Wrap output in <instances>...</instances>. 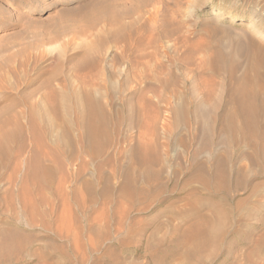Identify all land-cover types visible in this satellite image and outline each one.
<instances>
[{"label": "rangeland", "instance_id": "obj_1", "mask_svg": "<svg viewBox=\"0 0 264 264\" xmlns=\"http://www.w3.org/2000/svg\"><path fill=\"white\" fill-rule=\"evenodd\" d=\"M248 25L264 33V0H0V120L24 122L0 125V264H264V39ZM66 89L64 124L26 125ZM86 89L100 137L77 124ZM248 90L252 139L230 125Z\"/></svg>", "mask_w": 264, "mask_h": 264}, {"label": "bare ground", "instance_id": "obj_2", "mask_svg": "<svg viewBox=\"0 0 264 264\" xmlns=\"http://www.w3.org/2000/svg\"><path fill=\"white\" fill-rule=\"evenodd\" d=\"M33 9V8H32ZM227 18L233 20L234 22H241L242 19L239 18V17H233L231 15L227 16ZM247 31L248 33H250L251 35L253 36H257L258 38H262L264 39V33L253 28L252 26L248 25L247 26ZM256 52H257V49H256ZM259 54V52H258ZM260 56V55H259ZM256 57V56H255ZM257 58V57H256ZM256 60V59H255ZM261 60V59H260ZM254 63V62H253ZM252 63V64H253ZM261 65V64H260ZM256 67V66H255ZM254 69V68H253ZM257 69V67H256ZM259 74V73H258ZM233 76V75H232ZM100 79V78H99ZM47 84V83H46ZM66 86V85H65ZM64 86V88H66ZM48 87V86H47ZM51 88V87H50ZM95 89V88H94ZM67 91V89H66ZM50 92V91H49ZM48 92V93H49ZM29 95V93L27 94V96ZM63 97L60 99L59 98V95L56 94L55 92H51L48 96H47V110L48 112H50L54 118H51V119H46V118H43L41 116H39L37 112H35L34 110H30L28 113H27V117L25 118V122H26V125H52V124H64V120L59 117L58 113H59V109L62 108V106H65L64 104L67 103V107L65 108L66 112L69 114V112L71 111L72 108V102L74 99L73 96H74V92L72 90H69L67 91V93L64 95H62ZM80 96L82 98H80V100L82 99V105H79V108L80 109H77L78 110V114H77V117H76V120H77V124L80 125V127L84 128L86 130V135L91 138V136L93 135L91 132H92V129H88L89 125H91L92 127L94 125L92 124H97L98 126L93 128L95 129V134L99 136V134L101 132H103V130L105 129L103 126H107L105 124H107L108 122V118L106 116V112H105V109H104V105H101V103L98 102V100L96 98H94L93 96V91L91 90H84L80 93ZM25 98V97H24ZM30 98V97H28ZM62 99H66L68 101H63ZM257 99V95L250 92L248 90V92H244L241 96H234L233 97V103H234V106H235V111L233 112V116L231 117V122H230V125H232L234 128L235 125H238L237 121H239V124L242 125L244 127L245 130H248L249 131L251 130V134L248 135V138L252 139V136L254 135L253 133H255V131L258 129V125H260L258 123V121L255 120V115L257 113V105H255V101ZM44 100V99H42ZM45 101V100H44ZM62 102V103H61ZM65 102V103H64ZM81 103V102H80ZM63 104V105H62ZM31 106V105H30ZM39 105L35 106V107H38ZM41 106V105H40ZM44 106V105H43ZM116 111V110H115ZM5 113V112H4ZM63 117V116H62ZM65 119V118H64ZM66 120V119H65ZM67 121V120H66ZM24 123V122H23ZM22 123V124H23ZM21 123H19V121H17L16 119L12 120V119H4V120H0V125H22ZM110 124V123H109ZM96 126V125H95ZM19 128V127H18ZM91 128V127H90ZM97 128V130H96ZM101 128V129H100ZM104 128V129H103ZM37 129V128H36ZM35 130V129H34ZM107 130V128H106ZM235 130V129H234ZM37 131V130H35ZM90 133H89V132ZM259 131V130H257ZM234 132V131H233ZM106 135H107V131L105 132ZM94 134V135H95ZM104 135V134H103ZM231 135V134H230ZM255 135H258V134H255ZM96 136V135H95ZM98 137H95L98 139ZM105 137V136H104ZM107 138V136H106ZM105 138V139H106ZM262 138V135L260 134V137H258V139L261 140ZM96 139V140H97ZM101 139V138H100ZM257 140V139H256ZM90 141V140H89ZM258 141V140H257ZM264 145V144H262ZM139 146V145H138ZM96 147V146H95ZM152 147V146H150ZM263 148V147H262ZM258 151V150H257ZM128 158V157H127ZM140 162L141 164H148L149 160L143 156L142 158L140 157ZM199 161V160H198ZM224 162V161H223ZM218 164V163H217ZM36 165V164H35ZM216 165V164H215ZM146 166V165H145ZM222 166V165H221ZM214 168V167H213ZM49 170V169H48ZM83 170V169H82ZM226 170V169H225ZM157 175V174H156ZM155 175V176H156ZM259 175V174H258ZM212 176V175H211ZM82 177V176H81ZM147 177V176H146ZM123 178V177H122ZM201 181V180H200ZM87 182V181H86ZM128 185H132L133 186V181H128ZM148 182V181H147ZM126 183V182H125ZM157 185V184H156ZM223 185V184H222ZM219 186V185H218ZM217 186V187H218ZM105 187V186H104ZM124 187V186H123ZM128 187V186H127ZM131 186H129L130 188ZM220 187V186H219ZM133 188V187H132ZM126 189V188H125ZM128 189V188H127ZM139 189V188H138ZM242 189V188H241ZM217 190V189H216ZM219 190V188H218ZM217 190V192H219ZM142 191V190H141ZM227 191V190H226ZM140 192V191H139ZM144 192V191H143ZM142 192V193H143ZM222 192V191H221ZM224 192V191H223ZM228 193V192H227ZM145 194V193H144ZM142 197V195H139V196H136V198L138 199L139 197ZM131 199V198H130ZM143 199V198H142ZM140 201V200H139ZM140 205V204H139ZM211 242V241H210Z\"/></svg>", "mask_w": 264, "mask_h": 264}]
</instances>
